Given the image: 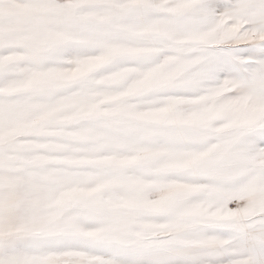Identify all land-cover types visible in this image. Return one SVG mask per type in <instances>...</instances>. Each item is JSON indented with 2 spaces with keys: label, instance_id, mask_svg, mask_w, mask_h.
<instances>
[{
  "label": "rangeland",
  "instance_id": "obj_1",
  "mask_svg": "<svg viewBox=\"0 0 264 264\" xmlns=\"http://www.w3.org/2000/svg\"><path fill=\"white\" fill-rule=\"evenodd\" d=\"M0 264H264V0H0Z\"/></svg>",
  "mask_w": 264,
  "mask_h": 264
}]
</instances>
